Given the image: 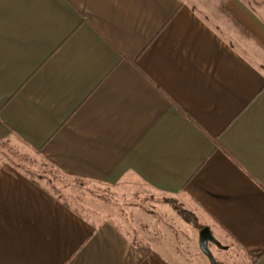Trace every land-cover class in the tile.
Segmentation results:
<instances>
[{"label":"crops","instance_id":"0c3cea01","mask_svg":"<svg viewBox=\"0 0 264 264\" xmlns=\"http://www.w3.org/2000/svg\"><path fill=\"white\" fill-rule=\"evenodd\" d=\"M7 137L264 264V0H0ZM141 235L0 164V264H177Z\"/></svg>","mask_w":264,"mask_h":264},{"label":"rangeland","instance_id":"374dc122","mask_svg":"<svg viewBox=\"0 0 264 264\" xmlns=\"http://www.w3.org/2000/svg\"><path fill=\"white\" fill-rule=\"evenodd\" d=\"M9 163L46 186L81 215L92 221L111 219L123 230L129 231L134 240L141 244L143 229L154 228L163 238L176 244L181 251L178 253L167 251V257L177 264H211L210 260L199 248L198 223L194 215L189 212L186 220L175 209L177 214L193 227L180 225L178 220L163 218L160 209L153 203L154 196H139L138 193L117 190L108 184L80 179L60 171L37 150L32 149L14 137L0 140V164ZM149 197V200H147ZM150 201V202H148ZM172 201V202H171ZM183 209V208H182ZM143 224V225H141ZM148 227V228H147ZM223 246L208 244L215 264H244L239 252L226 251ZM180 255L182 257H180ZM174 257L180 260H174ZM185 258V259H184Z\"/></svg>","mask_w":264,"mask_h":264},{"label":"water","instance_id":"95a60500","mask_svg":"<svg viewBox=\"0 0 264 264\" xmlns=\"http://www.w3.org/2000/svg\"><path fill=\"white\" fill-rule=\"evenodd\" d=\"M198 233H199V248L201 252L207 256L211 264H215L213 255L208 249V244L209 242H212V243H215L216 245H219V243L213 237L210 229L207 226L201 227Z\"/></svg>","mask_w":264,"mask_h":264},{"label":"trees","instance_id":"16d2710c","mask_svg":"<svg viewBox=\"0 0 264 264\" xmlns=\"http://www.w3.org/2000/svg\"><path fill=\"white\" fill-rule=\"evenodd\" d=\"M169 201V200H168ZM172 202V201H171ZM173 206L175 207V209L183 216V218H185L186 220H191L192 217H188V213L180 208L179 206H177V204L173 203ZM201 227H203L202 225H198V229H200Z\"/></svg>","mask_w":264,"mask_h":264},{"label":"flooded vegetation","instance_id":"af4514ba","mask_svg":"<svg viewBox=\"0 0 264 264\" xmlns=\"http://www.w3.org/2000/svg\"><path fill=\"white\" fill-rule=\"evenodd\" d=\"M209 243H212V242H209Z\"/></svg>","mask_w":264,"mask_h":264}]
</instances>
